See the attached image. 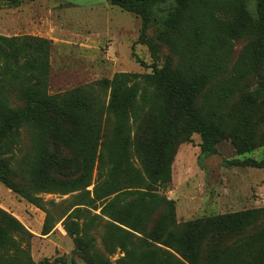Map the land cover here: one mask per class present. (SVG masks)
I'll list each match as a JSON object with an SVG mask.
<instances>
[{"label":"trees","instance_id":"1","mask_svg":"<svg viewBox=\"0 0 264 264\" xmlns=\"http://www.w3.org/2000/svg\"><path fill=\"white\" fill-rule=\"evenodd\" d=\"M138 16L140 41L158 56L168 45L172 57L162 67L137 74L116 73L101 82L108 102L86 86L64 94L48 93L51 41L32 35H0V182L28 201L40 205L36 194L52 190L64 194L87 188L96 162L104 177L85 205L135 232L143 228L164 198L157 186L171 182V168L182 137L199 134V158L218 153V144L230 139L239 154L264 146V0H107ZM154 31V36L148 34ZM255 36L249 49L229 64L234 42ZM176 58V62L173 61ZM137 61L145 63L136 57ZM258 80L255 84L251 81ZM15 92L22 108L10 105ZM112 120L108 141H101V119ZM264 117V115H263ZM30 133L31 151L19 172L27 186L13 181L12 158L20 130ZM260 131V133H259ZM142 135L135 143L134 135ZM61 144L74 155L80 173L67 180L56 176L68 167ZM141 160L133 162L132 148ZM224 166L264 167L251 159L223 160ZM102 175V174H101ZM90 194V192H88ZM159 222L154 240L168 256L188 264H264V209L219 214L175 222L171 201ZM99 206H98V204ZM121 229L120 226L110 224ZM21 225L0 209V264H67L55 259L34 262L14 237ZM48 218L42 233L48 234ZM110 231L108 239H111ZM157 235V236H156ZM77 243L88 264H107L92 248ZM179 261L180 264H186Z\"/></svg>","mask_w":264,"mask_h":264},{"label":"rangeland","instance_id":"2","mask_svg":"<svg viewBox=\"0 0 264 264\" xmlns=\"http://www.w3.org/2000/svg\"><path fill=\"white\" fill-rule=\"evenodd\" d=\"M140 33V18L110 5L107 0H0V35H32L51 41L47 78L51 95L86 86L107 103L108 91L102 87L103 80L111 79L116 73L143 77L152 73L153 64L162 67L166 58L173 55L170 47L160 44L158 56H153L148 45L140 41ZM148 34L155 35L153 30ZM254 38L250 36L234 42L229 70L251 47ZM173 61H177L175 57ZM261 72L260 76H264V70ZM257 80L254 77L251 82L255 84ZM8 98L11 106H24L15 92L8 94ZM260 115L263 119L264 110ZM100 126L101 141L105 143L112 128L108 113L102 117ZM258 128L263 131L264 123ZM141 139L142 135L135 133V143ZM201 142L199 134L184 135L176 148L171 182L157 186V194L164 201L173 202L175 222L181 225L212 215L264 209V167L223 165V160L235 159L260 162L264 159V146L239 154L231 140L225 139L218 144V153L203 161L199 158ZM17 144L14 156L4 157L12 158L13 181L23 187L27 186L28 178L19 170L31 151L30 133L26 127L20 130ZM58 150L69 162L68 167L61 169L56 176L67 180L75 178L80 173L78 159L61 144H58ZM132 152L134 164L141 168L135 145ZM99 164L96 162L92 182L87 188L66 194L56 190L37 193L40 205L28 201L0 182V209L21 225V233L13 234L28 250L32 260L60 259L67 264H88L89 259L77 247L81 239L85 245H88L87 241L91 243L90 258L94 262L97 255L107 264L185 262L177 254V259L168 256L166 250L169 249L154 240L159 222L169 210L164 201L140 232L113 222L101 214L100 208L95 210L84 204L104 177L105 172ZM47 218L51 231L44 235L42 230ZM110 231L113 235L108 239Z\"/></svg>","mask_w":264,"mask_h":264}]
</instances>
